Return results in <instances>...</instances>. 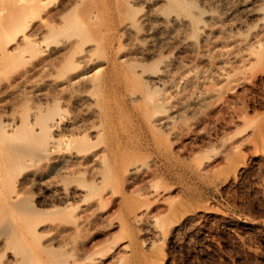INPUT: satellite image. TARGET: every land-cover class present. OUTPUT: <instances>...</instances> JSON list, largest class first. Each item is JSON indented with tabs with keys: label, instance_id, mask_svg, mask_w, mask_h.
Masks as SVG:
<instances>
[{
	"label": "rangeland",
	"instance_id": "rangeland-1",
	"mask_svg": "<svg viewBox=\"0 0 264 264\" xmlns=\"http://www.w3.org/2000/svg\"><path fill=\"white\" fill-rule=\"evenodd\" d=\"M136 7L135 10L139 8L136 11L137 13L141 11V8L146 9L143 3H139ZM106 14L108 12L102 10L101 18H104L100 20L102 31L99 33H103L101 35L102 44L113 41L115 46H119L118 40H120V44L125 42V37H121L118 32L122 23L120 21L123 18L121 17V19L117 14L113 20L108 15L106 18ZM50 39L48 37L44 39L42 46L40 45L41 42L39 43L41 47L38 50L39 52L52 46L53 43L50 44V42H53L54 39L51 41ZM103 48L104 50L101 48L103 52L107 50L106 47ZM39 52L37 58L34 56L33 60L29 58L30 61L24 62L26 60L22 59L23 64L20 60L19 64L13 63L16 60L13 61L12 59L13 64H10L9 68L12 65L23 67L25 64L27 66L36 61L39 58L38 56H42L46 51H42L44 52L42 54ZM105 52L108 53V50ZM102 53L100 52L101 55ZM106 53L103 54L106 59L103 58L104 60H102L99 57L98 61L107 60L109 53ZM163 53L159 54L158 57L160 58V55L163 57ZM199 55L185 60L186 64H190L193 69L189 76L182 78L179 88L176 87L173 92H168L166 86L162 88V85H159V88L154 86L150 88L152 92L155 89L154 97H157V95L164 96L165 90L167 95H170V98L167 97V99L164 98L166 100H161L164 101L163 104L168 103L165 105L167 108L164 106L166 111L173 102L176 105L175 108L179 110L174 114L173 125L171 124L169 127L154 125L155 123H152L150 115L148 117L150 116L151 123L147 120L146 115L152 113L155 105L149 104V106H146L142 100L140 103H135L130 99L127 91L132 88L133 83L127 87L126 79L121 74V68L127 64H119L120 66H117L116 69H118L117 71L121 69L120 73L118 72L117 76L114 73L112 80L104 81L105 86L99 87L103 85L102 81L98 87V84L94 86V90L92 87V94L96 95L95 97H99L98 99L103 98L102 100H105L104 104L114 105V107L112 106L113 122L111 125L114 130L111 127V131L105 134L106 139L108 138L109 141H106L104 136V138L102 137V140L104 139L106 142L103 140L99 148L107 142L116 144V141H118V146L125 148L124 153L133 156H131V159L145 161L149 164L147 166L150 172L147 175H142L130 181L123 175V171L117 170L116 172H119V176L115 173L117 179L113 178L115 175H112L111 179L108 178V180H111L112 185L108 180L103 182L105 185L102 183H100L101 185H97V183L93 185L94 180L91 177L94 174L92 175V170H88V168L85 169L86 171L81 172L83 174L74 175L73 182L69 178L68 182H71H65L64 185V182L60 180L62 176L57 173L50 174L46 167L42 166V163L30 162L27 164L28 167L25 166V170L22 168L19 176H24L32 169V171L40 170H36L37 177L35 180L37 182L34 180V182H27V184L25 182V185L22 184L21 186L13 185L15 190L12 191L13 194L11 193L10 196H13L16 191L24 192L22 195L25 194L27 200L34 205H40L39 208L46 209L44 212L51 211L49 213L45 212L46 215H43V219L47 218L46 221L48 222V219L50 217L54 219V215L57 213L60 216L57 214L58 219L56 217V220H60L59 218L62 216V220L71 224L80 219V214L88 219L83 227L84 229L72 238H55L45 230L47 226L40 227L44 228L42 231V235H44H40L42 238L38 236L39 238H35L36 240L29 238L31 242H28V246H32V248L29 246L31 251L36 248L32 251L33 254H35L34 251L37 252L38 250L40 252L41 249L42 252L36 254L37 257H42L43 263L264 264V61L256 63L253 68L239 69L238 72L234 71L235 73L230 75L229 81L226 79L220 82V79L217 78L218 73L215 71L213 73L215 75L212 74L211 78H217V81L216 79L212 80L210 77V79H205L202 73L206 68H209L208 64L210 62L206 56ZM153 59L148 63H151V61L153 64L157 62L154 61L157 59ZM66 60L64 61L67 63H61V60L55 62V64L59 63L56 66L54 64L55 70L53 67L52 71L55 72L51 71V78H64V76H70L69 74L72 75L85 70L86 65L83 61L73 59L78 63L76 65H80L78 69L74 66L75 64L71 65L73 62L76 63L75 61H71L70 64L69 60ZM214 60L217 65L219 63L218 66L221 70L223 63ZM118 62L124 63L121 60ZM152 63L148 64L147 68H152ZM69 64L78 70H74L73 67H71L73 70L68 69L70 68ZM108 66H111V64ZM15 67L12 66L11 70L8 68L7 71L1 70L0 80L3 77L6 80L10 79L11 75L16 72ZM67 70H72V73L71 71H69L70 73L67 72ZM93 72L94 70L91 71V73ZM38 79L42 81L41 78ZM38 79L21 91L20 97H23L26 101L22 103V107H20L21 104L16 105L14 113L18 112L17 114H20V111H25V109L28 112L32 105L36 104L37 93L42 91L43 88L47 90L48 86L43 81L44 84L38 81ZM135 84L138 85L139 83ZM141 85L144 84L140 83L137 86L139 90ZM146 86L143 87L148 90L150 85ZM78 90H73V94L78 93ZM152 92L148 90V93H151L150 95H152ZM204 93L208 94V98L204 103H192L193 97ZM66 97L61 96L58 98V102L55 101L56 104L52 106L57 110V115H61L64 121L80 112L82 108L71 97ZM69 98H71V101ZM158 98L160 97L158 96ZM169 102L171 103L169 104ZM148 107H150V110L147 111L151 113L146 111L147 114H145ZM71 133L78 135L77 131L75 133V129L65 130L63 128L61 130L60 128L58 136H68ZM110 140L112 141L110 142ZM0 178V198L3 195H6L5 197L8 195V199L10 198L8 193L11 192V189L7 186L9 185L7 180L10 178L5 175L0 176ZM148 179L151 181H148ZM42 180H51L52 183L48 181L46 183ZM60 181L69 192L68 197L70 198L68 200L70 201L67 208L74 207L67 210L68 216L65 213L66 210L60 209V211H57L55 208H60L59 206L62 205L66 206L58 196L60 188L63 187ZM78 181H82L83 185L82 182L79 184ZM150 182L152 185L154 183L152 187L154 189L155 186L156 190L154 189V192L150 190L149 184L147 185ZM77 186L81 189V192L72 194L74 190L80 191ZM146 204H149V207ZM140 205L148 207L149 214L152 212L151 216H156L157 222L149 220L145 215L146 219L143 217L142 222L136 223L131 218L132 211L130 210ZM47 208H53V210L48 209V211ZM53 211H57V213ZM63 212L64 215H61ZM75 237L77 238L75 239ZM45 243L50 248L47 246L46 249H42V245L45 246ZM34 256L36 257V255ZM41 257L39 261H41ZM2 259L4 258L0 260L2 261ZM2 262L7 263L6 259Z\"/></svg>",
	"mask_w": 264,
	"mask_h": 264
},
{
	"label": "bare ground",
	"instance_id": "bare-ground-1",
	"mask_svg": "<svg viewBox=\"0 0 264 264\" xmlns=\"http://www.w3.org/2000/svg\"><path fill=\"white\" fill-rule=\"evenodd\" d=\"M139 3H143L146 7L145 10L141 8V11L144 10L142 13H140L141 11L136 12L139 8L134 9ZM102 10L108 12L106 18L108 15L110 19L114 20L117 14L123 18L120 21L122 22L120 30L116 29L121 37H125L123 44H120V40H118L119 46H115L113 41L102 44L101 35L103 33L99 34L102 31L100 20L104 18H101ZM47 37L51 38L50 41L54 39L53 42H50V44L53 43L52 46L42 50L46 51L45 53L39 52L38 50L41 49L39 43L41 42L42 46ZM103 47H106L109 53L105 61H102L106 59L103 54L107 50L103 52ZM99 51L103 52L102 55ZM38 52L44 54L38 56L36 61L27 66L24 64L20 68L18 65V68L17 65L16 67L12 65L16 72L11 75L12 77L10 76V79L6 80L3 77L0 80V176L5 175L10 178L8 180L4 178L9 181V185H7L11 189V192L8 193L9 196L15 190L13 185L21 186L25 182L27 184V182H34L36 179L37 169L35 167V171L32 169L24 176H19L22 168H26L25 166L30 162L42 163V166L46 167L50 174L61 175L62 178L60 179V176L59 179L64 182V185L69 181V178L72 180L74 175L83 174L81 172L88 168V170H92V175L94 174V177L90 176L94 180L93 185L94 183L105 185L103 182H107L108 178L111 179L117 170L123 171V175L130 181L147 175L150 172L147 166L149 164L145 161L131 159L132 155H126L125 148L118 146L117 139L115 140L116 144L115 141L113 142L115 145L107 142L99 148L104 139L109 141L105 134L111 131L112 106L114 107V105L104 104L105 100L103 101L102 97V99L95 97L96 95L92 94L94 86L98 84V87L102 81L103 85L99 87L105 86L104 81L112 80L114 73L117 76V73H120L122 69L121 74L126 79L127 87L133 83L132 88L127 91L130 99L135 103H140L142 100L146 106L155 105L154 112L151 107L153 114L147 111L150 110V107L146 108L145 114H147L146 111L152 114L146 115L147 120L151 116L154 125L169 127L173 122L174 114L179 110L175 108L174 102L171 103L172 100L169 102L171 104L168 106L167 112L165 105L168 103L163 104L164 101L161 100L170 98L166 92L176 90L182 78L189 76L193 68L190 64H186V59L198 56V54L206 56L210 62L209 68H206L202 75L208 79L217 72L220 82L226 79L229 81L230 75H233L234 71L253 68L256 63L264 61V0H0V71L8 69L10 64H19L23 60L27 62V60L30 61L29 58L33 60V58H37ZM162 52L167 54L163 53V57L160 55L159 58L158 56ZM99 57H101V61H98ZM12 59L16 61L12 63ZM66 59L70 64L75 61L73 59H79L85 63L87 68L85 67V70L72 75L69 74V71L72 73L73 70L71 67H80V65H76L78 63L75 61L76 63L71 64H75L74 66L69 64L70 68L68 69L72 70H67V72L70 76L51 78L52 72H55L52 71V68L54 67L55 70L56 64L59 63L55 64V62L61 60V63H67ZM118 59L124 63H119ZM152 59L159 61V63L153 61L155 65H158L155 67L151 61L152 68H147L148 64H151L148 61ZM214 59L223 63L224 66L222 65L221 70L218 66L219 63L216 61L217 65ZM109 64L111 66H108ZM119 64L127 65L120 67L121 69L117 71L116 67H119ZM11 68L9 69L11 70ZM77 68L74 70L79 69ZM92 70H94L93 73H91ZM38 78H41L48 86L47 90L43 88L44 90L42 89L39 93L36 92L38 96L36 104L30 106V110L27 109L28 112L24 108L25 111L21 110L23 112L20 111V114L14 113L15 106L21 104L20 107H22V103L26 101L20 97L21 91L25 90L26 86L34 80L37 81ZM217 78L213 77L216 81ZM38 81L41 80L38 79ZM137 82L144 84L139 86L140 90L137 87L139 84H135ZM159 85H162V88L166 86L167 91L165 90L164 96L154 97L155 89L152 92L150 88L151 86L159 88ZM143 86H149L148 90L152 92V95ZM76 89H79V92L73 94L72 91ZM61 96H69L82 106L80 112L68 117V120L65 121L61 115H57V110L52 108ZM71 98H69L70 101ZM207 98L208 94H199L192 98V103H204ZM148 115L150 116L148 117ZM149 122L151 123L150 120ZM60 128L61 130L63 128L65 130L75 129V133L77 131L78 135L71 133L68 136H58ZM134 158L136 157L134 156ZM117 174L119 176V172ZM116 175L112 177L115 178ZM42 181L47 183L46 180ZM108 181L112 185L111 180ZM148 181L151 180L148 179ZM63 184L61 182V185ZM107 184L109 185V183ZM148 184L150 190L154 192L156 190L155 186V190L152 188L154 183L153 185L151 182ZM64 185L60 188L58 196L66 206L55 207L57 211L60 209L67 211L72 208L70 205L67 208L70 197H68L69 192ZM79 190L72 191V194L81 192L80 188ZM22 193L16 191L8 199V195L7 197H5L6 195L2 196L5 199L0 198V259L4 258L7 261V263H3L4 259H2L0 264H46L43 263L41 256L37 257L36 253H41V249L40 252L34 251L35 254L32 251L36 248L30 250L29 246L31 245L28 246V242L31 240L29 238L36 240L41 237L44 228L40 227L43 226H47L45 230L55 238H72L84 229L88 219L80 214V219L71 224L62 220V216V219L56 220V215L59 213L55 211L57 213L54 215L55 218L51 219L50 217L48 222L47 218L43 219V215L47 212H44L46 209L39 208L40 205H34ZM148 207L140 205L135 209L132 208L130 210L132 211L131 218L138 224L139 221L142 222L143 217L146 219V216L149 220L157 222L156 216H151L152 212L149 214ZM51 209L53 210V208ZM65 213L67 215L68 211ZM61 215H64V212ZM75 243L77 242L75 241ZM47 246L48 244L42 245V249H46ZM40 257L41 261H39Z\"/></svg>",
	"mask_w": 264,
	"mask_h": 264
}]
</instances>
